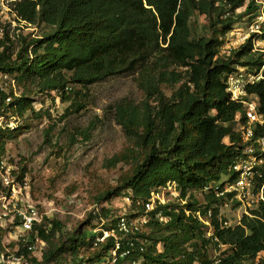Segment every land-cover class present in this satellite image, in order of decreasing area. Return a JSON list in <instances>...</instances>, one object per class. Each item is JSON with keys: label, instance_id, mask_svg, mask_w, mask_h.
<instances>
[{"label": "trees", "instance_id": "obj_1", "mask_svg": "<svg viewBox=\"0 0 264 264\" xmlns=\"http://www.w3.org/2000/svg\"><path fill=\"white\" fill-rule=\"evenodd\" d=\"M243 5L244 0L14 2V10L21 19L44 23L54 29L35 40L19 36V49L7 31L0 40L1 76L11 77L23 87L30 81L41 92L58 91L68 100L73 85L86 87L113 75L141 71L140 86L146 99L141 104L128 99L116 104V120L124 128L128 143L104 164L107 172L114 171L119 164L130 169L119 177L118 184L105 187L95 199L101 202L124 195L132 202L125 214L128 218L149 217L148 223L136 233L117 231V236H108L101 242L98 238L103 232L90 236L81 227L58 243L55 238L63 224L45 216L31 232L34 238L39 237L48 244L42 259L33 256L29 242L23 241L17 256L31 264H93L111 253L118 238L122 244L119 253L130 250L125 258H119L118 264L126 259H143V264H245L249 261L264 264V259L257 262L264 251L263 201L233 227L222 224L220 205L226 197L218 198L214 192H210L208 206L203 211L193 199L180 210L175 204L158 205V202L154 210L147 212L145 206L155 191L169 183L175 184L180 197L186 200L192 191L204 190L225 177H234L237 148L243 143L238 127L244 117L237 120L241 104L231 99L226 81L245 58L242 64L251 69L256 67L259 72L264 67V52L252 55L253 45L249 41L230 58H223L219 56L217 34H220L219 26H223L222 34L231 28L237 20V10ZM252 9L249 7L247 12ZM196 14L210 19L213 35L192 36L190 21ZM179 84L171 95L162 88ZM247 91L258 96L259 108L264 112V70L263 77L249 84ZM9 97L0 89V113L9 110L13 116L24 118L33 110L31 101L24 96L7 103ZM5 152L4 134L0 133V158ZM263 183L264 177L258 187ZM213 205H216L211 218L214 234L206 238L202 232L204 223L195 213L205 214ZM159 211L170 219L165 226L157 218ZM117 221L118 218L116 224ZM151 226L160 230L179 229L184 238L175 240L171 235L162 238L145 234L144 229ZM196 237H201L202 246L195 241L192 250L181 248L180 243ZM147 238L153 240L151 246ZM160 242L165 244L164 251L158 253ZM142 245L144 251L140 250ZM210 245L219 254L209 261L206 251ZM3 250L0 244V254ZM66 254L69 260L64 258Z\"/></svg>", "mask_w": 264, "mask_h": 264}, {"label": "rangeland", "instance_id": "obj_2", "mask_svg": "<svg viewBox=\"0 0 264 264\" xmlns=\"http://www.w3.org/2000/svg\"><path fill=\"white\" fill-rule=\"evenodd\" d=\"M250 13L252 11L237 12L236 22L225 34L221 33L223 26H219L220 34H217L220 40L219 54L224 47L222 38H226V34H229L235 26L245 28L251 20ZM6 16L4 19L7 23L0 22V28L1 25L4 28L3 32L0 30V40L8 31L16 47L20 46L18 39L21 35L27 36L28 40H35L54 29L44 23L17 22L11 23L10 26L9 20L13 22L15 19L14 10L6 12ZM190 24L193 37L214 34L210 19L206 15H194ZM260 54L262 52L253 51L252 53L256 56ZM245 60L247 58L242 60L240 65L249 69L250 66L242 64ZM173 68L170 66V69ZM252 70L255 73L257 68ZM140 75L141 71L137 69L110 76L86 87L73 85L71 98L68 100H64L58 91L41 92L30 81L23 87L11 77L5 78L0 75V89L9 94L12 101L24 96L33 105V110H29L24 118L18 119L9 110L6 113H0V120H4V127H0V133L4 134L6 142V152L0 158V161L5 164L0 169V178L1 173L6 174L8 170L10 181H13L17 190L14 197L13 185L9 187L0 182V191L10 200L7 201V209L2 207V201H0V214L3 210L8 212L4 219H0V229L3 231L0 232V244L4 249L2 254L16 256L21 242H26L24 238L34 239L33 234L27 233L24 238L15 234L14 227L18 224L17 212L28 206L38 208L44 217L62 222L63 227L55 238V242L58 243L65 240V235L69 236L81 227H84L90 236H98L101 232L104 235V231L116 226L117 218L128 213V207H131L132 202L124 195L101 202L96 201L95 197L105 187L118 184L119 177L130 169L129 166L119 164L117 169L107 172L104 164L128 143L124 128L116 120V104L123 99L141 104L146 99V94L140 86L142 80ZM179 87L180 84L175 87L162 86L167 95H171ZM79 105L83 107L78 108ZM171 186L167 185L153 193L152 199L155 201L149 211L154 210L158 202V205L175 204L180 210L182 207L186 208V202L191 199L198 202L201 211L208 206L210 200L208 190L192 191L190 197L183 200L180 195L175 194V184ZM257 203L252 202L251 206L246 207L226 198L220 205L222 219L227 221L229 226H236L241 222L243 215L247 214L246 211L250 213L258 209ZM215 206H210L208 210L213 211ZM161 214L163 215L162 211H159L157 218ZM160 222L165 226L168 221L160 220ZM213 229L204 222L203 235L206 238L211 237ZM144 230L145 234L156 237L164 238L166 235H171L175 240L184 238V234L179 229L165 227L160 230L151 226ZM148 241V245L151 246L153 240L149 238ZM195 241L202 246L201 237H196L188 242L180 243L181 248L187 247L192 250V243ZM35 242L39 249L32 254L42 259L48 244L45 243L41 249L40 242L37 239ZM164 245V242L157 245L158 253L164 251ZM206 254L209 261L214 260L219 250L214 245H210L207 247ZM65 256L69 260L68 254L64 255V258ZM133 261L126 259L122 264H132ZM137 261L139 264L144 263L143 259ZM22 264H31V262L24 258ZM245 264L256 263L249 261Z\"/></svg>", "mask_w": 264, "mask_h": 264}, {"label": "built area", "instance_id": "obj_3", "mask_svg": "<svg viewBox=\"0 0 264 264\" xmlns=\"http://www.w3.org/2000/svg\"><path fill=\"white\" fill-rule=\"evenodd\" d=\"M17 0H0V22L6 24V12L14 10V2ZM253 7L251 14V20L247 23L245 28H237L235 26L232 31L226 34V38H222V43L224 45L222 52L220 50V56L223 58H230L233 53L239 49L246 42L251 41L253 45V51L264 52V0H244V5L237 10L240 12H247L249 7ZM15 12V19L11 23H25L31 24L28 21L21 19L17 12ZM236 12V13H237ZM237 24V23H236ZM237 28V29H235ZM1 32L4 31L3 25L0 28ZM235 70L230 73L227 77V91L231 95L233 101L239 102L241 104V112L237 114V120L244 117V120L240 123L238 130L241 133L242 145L237 148L238 153L235 156V163L233 165L234 177L229 178L225 177L219 182H215L211 186L206 187L205 189L209 192H214L215 196L218 198L226 197L231 201H237L240 203V206H251L252 202L261 201L264 202V183L261 187H258V183L261 178L264 177V112L259 108L258 96L254 93H248L247 87L249 84H253L256 81L260 80L263 77L264 67L261 68L259 72H255L249 67L246 69L244 66L238 63L235 66ZM245 71V72H244ZM3 77H8L2 75ZM12 101V98L9 97L7 102ZM1 119V117H0ZM19 119V118H18ZM4 120H0V127H4ZM1 162V161H0ZM4 162L0 164V169L4 167ZM7 174V175H6ZM6 174L1 173L0 182L4 185L12 187L13 181H10L9 171H6ZM172 187L171 183L168 186ZM15 194H17L16 187H12ZM175 194L180 195L179 191L175 189ZM13 196V194L11 193ZM153 197V196H152ZM130 200V198H128ZM0 201H2V207L4 209L8 208L7 201L8 197L0 191ZM152 198L145 204L147 212L151 209L153 205ZM228 205V203H225ZM18 224H16L15 234L24 238V235L27 233L31 234L36 223L42 222L44 216L40 214L38 208L33 206H28L26 209L18 210ZM188 213V212H187ZM249 215L250 213L246 211ZM197 218L205 222L207 225L213 228L211 224V218L213 216L212 209H209L207 213L203 214L201 211H197ZM8 215V212L2 211L0 214V219H4ZM220 220L222 224L226 227L229 226L227 221L222 219L221 209H220ZM161 221H169V217L158 216ZM16 219V218H14ZM148 216L138 217V218H128L126 215L118 219L116 227L111 230L104 231V235L99 237L98 240L103 242L108 236H117L116 232L120 231L124 234H132L138 231H141L142 228L148 223ZM13 222V220H12ZM240 224V222H239ZM214 230V229H213ZM214 231L211 233L213 236ZM40 242L43 249L45 241L40 240L39 237H35L32 240L24 238L26 242H29V250L32 253H36L39 247L35 244V240ZM146 241H142V244H145ZM132 246L133 243L131 242ZM121 242L116 241L115 248L111 253L103 258L102 260L95 262L93 264H118L119 258H125L130 254V250H125L120 254ZM145 247L143 245L140 247L141 251H144ZM24 257L19 256H6L0 254V264H22ZM132 264H139V261L134 260Z\"/></svg>", "mask_w": 264, "mask_h": 264}, {"label": "crops", "instance_id": "obj_4", "mask_svg": "<svg viewBox=\"0 0 264 264\" xmlns=\"http://www.w3.org/2000/svg\"><path fill=\"white\" fill-rule=\"evenodd\" d=\"M242 208V207H241ZM260 259H264V251L260 253L258 259H257V262L260 260ZM256 264H259V263H256Z\"/></svg>", "mask_w": 264, "mask_h": 264}]
</instances>
